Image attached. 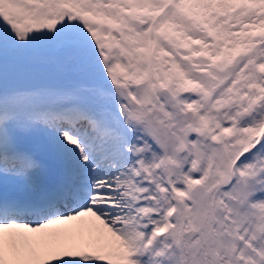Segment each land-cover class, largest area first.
<instances>
[{"label":"snow or ice","instance_id":"snow-or-ice-1","mask_svg":"<svg viewBox=\"0 0 264 264\" xmlns=\"http://www.w3.org/2000/svg\"><path fill=\"white\" fill-rule=\"evenodd\" d=\"M0 264H264V0H0Z\"/></svg>","mask_w":264,"mask_h":264}]
</instances>
